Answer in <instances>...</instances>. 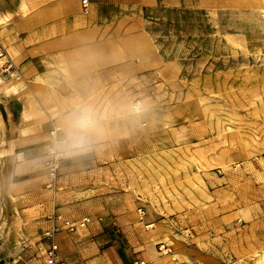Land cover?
Instances as JSON below:
<instances>
[{"label": "rangeland", "instance_id": "obj_1", "mask_svg": "<svg viewBox=\"0 0 264 264\" xmlns=\"http://www.w3.org/2000/svg\"><path fill=\"white\" fill-rule=\"evenodd\" d=\"M106 3L101 35L117 37L121 52L136 38L140 52L137 76L100 93L136 120L108 164L137 197V228L148 236L139 241L174 264H203L201 251L215 264H264V0ZM18 79L0 76V264H21L33 248L14 189L20 130L31 127Z\"/></svg>", "mask_w": 264, "mask_h": 264}, {"label": "crops", "instance_id": "obj_2", "mask_svg": "<svg viewBox=\"0 0 264 264\" xmlns=\"http://www.w3.org/2000/svg\"><path fill=\"white\" fill-rule=\"evenodd\" d=\"M107 11L106 0H87L85 7L81 0H0V76L20 78L12 86L31 126L23 125L20 131L28 134L16 147L23 161L14 189L20 216L32 221L28 244H33L21 264H44L50 241L61 264H174L154 253L149 241H139L147 233L139 235L137 228V197L121 191L115 165L108 164L120 155L122 141L136 134V120L122 116L126 108L102 101L101 89L136 77L132 56L140 52L132 48L136 38L124 40L127 49L121 52L117 37L101 35ZM76 102L105 116L103 134L92 138L87 151H64L59 178L46 188L41 158L48 132L63 138V117ZM61 216L71 225L87 223L70 231ZM147 216L149 224L153 219ZM48 231L52 238L43 240ZM199 254L201 263H216Z\"/></svg>", "mask_w": 264, "mask_h": 264}, {"label": "clouds", "instance_id": "obj_3", "mask_svg": "<svg viewBox=\"0 0 264 264\" xmlns=\"http://www.w3.org/2000/svg\"><path fill=\"white\" fill-rule=\"evenodd\" d=\"M97 109L83 102L74 103L63 117V138L56 145L61 152H84L91 145L92 138L103 134L102 120Z\"/></svg>", "mask_w": 264, "mask_h": 264}, {"label": "built area", "instance_id": "obj_4", "mask_svg": "<svg viewBox=\"0 0 264 264\" xmlns=\"http://www.w3.org/2000/svg\"><path fill=\"white\" fill-rule=\"evenodd\" d=\"M83 7L86 6L87 0H81ZM49 142L41 158V165L44 171V176L46 178V187L52 188L59 178V172L64 161V152L56 150L57 143L62 140L58 137L56 130H51L48 132ZM85 221V220H84ZM65 226L68 230H72L73 226L69 222H65ZM80 224L79 227H82ZM53 231H48L46 233L47 239L52 238ZM57 245L52 241L49 242L48 247L45 251L44 264H61L57 260ZM14 264V262H12ZM134 264H144L143 262H135Z\"/></svg>", "mask_w": 264, "mask_h": 264}]
</instances>
